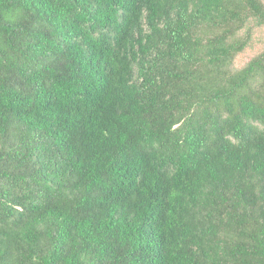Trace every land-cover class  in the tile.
<instances>
[{"label": "trees", "instance_id": "obj_1", "mask_svg": "<svg viewBox=\"0 0 264 264\" xmlns=\"http://www.w3.org/2000/svg\"><path fill=\"white\" fill-rule=\"evenodd\" d=\"M264 0H0V264H264Z\"/></svg>", "mask_w": 264, "mask_h": 264}, {"label": "rangeland", "instance_id": "obj_2", "mask_svg": "<svg viewBox=\"0 0 264 264\" xmlns=\"http://www.w3.org/2000/svg\"><path fill=\"white\" fill-rule=\"evenodd\" d=\"M263 48H264V27L256 32V41L254 46L248 49L243 54L239 55V57L236 60V65L237 66L243 65L251 56L259 52Z\"/></svg>", "mask_w": 264, "mask_h": 264}]
</instances>
